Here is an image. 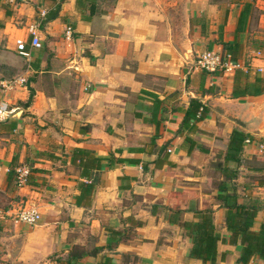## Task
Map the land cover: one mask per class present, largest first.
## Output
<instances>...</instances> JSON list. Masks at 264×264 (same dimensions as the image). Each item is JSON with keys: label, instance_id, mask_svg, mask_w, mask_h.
I'll return each instance as SVG.
<instances>
[{"label": "crops", "instance_id": "crops-1", "mask_svg": "<svg viewBox=\"0 0 264 264\" xmlns=\"http://www.w3.org/2000/svg\"><path fill=\"white\" fill-rule=\"evenodd\" d=\"M78 1L0 0V80L26 79L0 92L12 109L0 122V259L66 264L78 245L74 264H242L214 194L220 182L256 201L260 228L264 0H96L90 13ZM224 43L234 65L195 68L204 50L228 54ZM22 166L17 184L9 170ZM23 205L33 224L15 219ZM204 208L219 235L213 263L189 255L183 226ZM125 232L135 241L114 244Z\"/></svg>", "mask_w": 264, "mask_h": 264}, {"label": "trees", "instance_id": "trees-1", "mask_svg": "<svg viewBox=\"0 0 264 264\" xmlns=\"http://www.w3.org/2000/svg\"><path fill=\"white\" fill-rule=\"evenodd\" d=\"M95 1L96 0L88 1V3H90L89 13L92 12V4ZM78 2L79 1L77 0V4ZM57 12L58 7L53 9L51 13L49 11V15L45 17V20L54 18ZM223 46L227 48V53L230 55V59L233 60L231 52L232 45L224 43ZM247 86L248 84L245 85V87ZM253 89V93H259L262 90L261 79L259 77L255 78ZM198 105H200V103L196 99H191L189 102V109L195 111ZM183 124L184 123H181V127H183ZM236 135L241 136V133L236 130L233 131L229 143L233 142L236 144L237 142H240L241 138H238ZM235 148L239 149L237 146H235ZM253 160L258 163L259 161H262V158L253 157ZM11 176H13L14 179L16 177L13 168L9 170V177ZM25 180L28 182V178ZM216 187L217 192L214 196L218 200L219 206L225 208V225L226 228L231 231L229 240L235 242L239 239L240 242V253L237 260L242 264H245L252 256H257L258 258L264 260V219L258 230L251 229L255 213L259 209V204H257L256 201L250 203H239L238 195L234 186H228L219 182L216 183ZM211 213L212 211L209 208L200 209L197 211L199 219L197 221H184L183 226L187 229L188 235L192 240L189 255L191 257L198 258L203 262L209 261L213 263L215 260L216 243L219 239V235L214 229ZM131 240L135 241V236L131 233L125 232L122 236L120 235L114 240V244L122 241L129 242ZM84 254V248L75 245L65 258V263L74 264Z\"/></svg>", "mask_w": 264, "mask_h": 264}, {"label": "built area", "instance_id": "built-area-1", "mask_svg": "<svg viewBox=\"0 0 264 264\" xmlns=\"http://www.w3.org/2000/svg\"><path fill=\"white\" fill-rule=\"evenodd\" d=\"M7 1H13V0H7ZM29 29L30 32L32 33V38L30 42L31 45L33 47H40V41L34 32L35 26L31 25ZM66 33L67 34L70 33L69 28H67ZM16 49L22 55L27 54V52L24 49L23 41L19 39L16 40ZM227 64L234 65V63H232L231 60L229 59L228 54L223 56L218 52H214L212 50H204L200 52L199 54H197L194 60V66L196 69H201L206 71L220 69L222 67H225V65ZM25 81H26L25 77L21 75H14L8 78L1 79L0 92L2 93L3 96H5L7 91L11 90L13 87L17 85H23ZM11 110L12 109L9 107V103L7 102V100L5 98H2L0 100V122L9 116ZM28 173H29V169L26 166L16 168L15 174H16L17 184L23 183ZM3 214H6V211L0 209V217ZM14 216L17 221L24 222L27 224H33L39 218V214L37 213V211H35L30 206H26V205L21 206L14 213ZM0 264H7V263L4 260L0 259Z\"/></svg>", "mask_w": 264, "mask_h": 264}, {"label": "rangeland", "instance_id": "rangeland-1", "mask_svg": "<svg viewBox=\"0 0 264 264\" xmlns=\"http://www.w3.org/2000/svg\"><path fill=\"white\" fill-rule=\"evenodd\" d=\"M200 158H202V161L205 162V161H207L208 156H206V157H200ZM198 159H199V158H198ZM263 264H264V262H263Z\"/></svg>", "mask_w": 264, "mask_h": 264}]
</instances>
